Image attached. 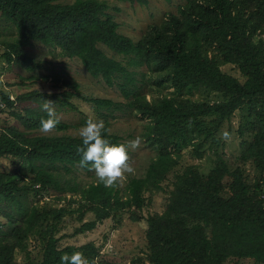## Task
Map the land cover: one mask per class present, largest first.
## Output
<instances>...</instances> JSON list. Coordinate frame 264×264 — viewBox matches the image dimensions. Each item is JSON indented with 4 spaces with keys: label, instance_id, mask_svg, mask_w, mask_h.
<instances>
[{
    "label": "trees",
    "instance_id": "trees-1",
    "mask_svg": "<svg viewBox=\"0 0 264 264\" xmlns=\"http://www.w3.org/2000/svg\"><path fill=\"white\" fill-rule=\"evenodd\" d=\"M65 1L0 0V18L17 31L0 57L7 64L24 63L29 60L24 48L37 42L60 49L64 57L77 58L92 78L109 88L116 86L127 101L121 105L109 99L83 98L93 105L96 118L105 122L104 138L121 144L120 137L109 131V119L117 118L115 112L130 110L145 121L144 137L156 156L142 177L130 179L124 197L99 182L79 188L68 174L73 168L81 169L77 152L83 147L81 138L31 136L47 115L27 112L22 117L10 112L24 131L13 127L0 131V159L17 160L12 173L0 172V264H60L63 254L76 251L97 264L98 248L91 242L58 247L55 233L64 217L95 216L76 233L90 231L96 223L120 213L128 214L132 222L141 221L150 195L161 191L162 183L179 165L181 150L191 147L201 158L236 111L243 120L239 137L247 134L240 159L251 162L258 176L250 183L243 169L230 172L221 154L208 174L200 173L195 165L177 173L164 210L146 218L145 260L139 264H226L231 259L264 264V0H187L176 14H166L162 26H154L136 42L118 31L105 1ZM99 45L126 63L109 57ZM224 65L235 66L243 82L224 73ZM143 66L160 79L154 101H146L137 91L136 69ZM55 76L43 79L71 91L51 95L30 91L16 101L49 99L72 108L69 100L78 94L77 85ZM198 87L220 94L222 100L199 103L173 97ZM0 101L9 110L15 104L1 90ZM67 128L59 123L55 130ZM42 191L60 194L55 201L64 205L48 210L29 206V196ZM30 238L39 242V256L28 249ZM16 253L23 255L22 262L15 260Z\"/></svg>",
    "mask_w": 264,
    "mask_h": 264
},
{
    "label": "rangeland",
    "instance_id": "rangeland-1",
    "mask_svg": "<svg viewBox=\"0 0 264 264\" xmlns=\"http://www.w3.org/2000/svg\"><path fill=\"white\" fill-rule=\"evenodd\" d=\"M74 0H66L71 3ZM105 1L108 6V13L111 14L118 24V31L132 39L134 42L146 37L147 33L154 27H160L164 23L166 14H176L179 6L184 5L187 0H144L142 4L120 3L114 0ZM17 31L14 26L0 18V55L4 52V47L12 43L16 38ZM264 39V37H263ZM100 49L109 57L126 63L123 57L114 55L103 45H99ZM28 61L16 64H7L0 57V90L9 96V99L15 100L13 109H7V106L0 101V131L8 127L17 128L24 131L20 120L11 116L10 112L25 117L28 113H36L38 115H47L41 110V102L32 101H16V98L30 91L39 93H59L63 90H70L64 85L53 87L51 80L44 81V77L56 75L60 80L74 83L78 87V94L69 100L72 108L56 104L57 116L60 124L68 126L65 130H54L44 135L39 130L31 132V136H60L70 135L79 136L78 130L88 119L99 120L96 118L93 105L87 103L83 98H99L109 99L121 105L127 104L116 86L107 87L100 79L92 78L81 65L77 58L64 57L60 49H52L45 47L37 42H33L29 47L24 48ZM131 67L129 68V70ZM132 70V69H131ZM221 70L243 82L238 69L233 65H224ZM137 75V91H139L146 101H154L159 96L160 79L156 73L149 75L148 68L145 66L136 69ZM163 88V87H162ZM169 91H163V94ZM175 98H182L188 101L199 103L218 102L222 100L220 94L209 91L201 87L188 89L182 93H175ZM126 109V108H125ZM115 120L109 119V131L121 139V144H126L136 137L141 138V144L135 151L129 149V163L134 168V174H126V177L119 181L114 187L119 191V195L125 194V189L132 178H140L144 175L147 166L152 158L156 156L155 150L148 146L145 133V121L137 118L130 110L115 112ZM241 112L236 111L229 122H224L221 130L216 134V141L210 142L208 147L204 149L203 156L197 158L191 151V147L185 146L181 150V158L179 165L174 168L165 182L162 183V189L153 192L151 203L142 210V220L132 222L128 214L120 213L116 218H108L102 222L96 223L95 227L83 233H76L83 223L91 222L95 219L92 213L86 214L82 220H78L75 215H66L60 223L55 238L58 239V247L60 249L66 246L79 247L87 243H93L98 248L97 264H139L140 260H145L146 252V218L155 213H161L168 201L169 192L172 189V182L177 173L182 172L186 167L195 165L199 168L200 173L208 174L213 168L217 155L221 154L227 163L230 172L236 169H243L247 176L248 182L258 176L254 171L251 162H243L240 159L241 153L245 150L246 145L242 142L247 138V134L243 138L239 137L238 128L243 123L241 121ZM229 133V138H223V133ZM17 160L10 158L0 159V172L12 173L17 167ZM64 173L63 169L58 170ZM70 178L79 188H83L92 183H97L94 172H85L78 168H73L69 174ZM228 181V179H226ZM61 195L53 191H42L37 195H30L28 205H34L40 210H48L52 208H60L63 202H56L55 199ZM64 196V195H63ZM149 196V194L147 195ZM68 197V196H67ZM124 197V196H123ZM76 233V234H74ZM28 249L33 255H40V244L36 239L30 238L28 241ZM15 260L20 263L23 255L16 253ZM226 264H254L251 260H229Z\"/></svg>",
    "mask_w": 264,
    "mask_h": 264
},
{
    "label": "clouds",
    "instance_id": "clouds-1",
    "mask_svg": "<svg viewBox=\"0 0 264 264\" xmlns=\"http://www.w3.org/2000/svg\"><path fill=\"white\" fill-rule=\"evenodd\" d=\"M51 95V92L48 93ZM41 110L47 114V118H42L39 122V132L47 135L53 132L60 119L57 116L56 104L49 99H44ZM107 131L105 122L102 119H88L78 130V135L82 140L83 147L77 148L81 154L78 167L94 172L99 183L106 188H114L118 182L126 177V174H134V168L129 163L128 150L135 151L141 144V138L136 137L126 144H110L104 138ZM223 138L228 139L229 133L224 132ZM60 264H95L89 261L82 252L76 251L71 255L65 253L60 257Z\"/></svg>",
    "mask_w": 264,
    "mask_h": 264
}]
</instances>
